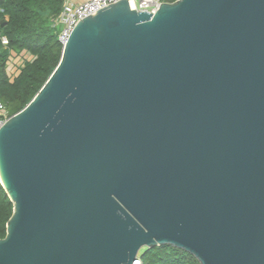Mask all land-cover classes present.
I'll return each instance as SVG.
<instances>
[{"label":"water","instance_id":"1","mask_svg":"<svg viewBox=\"0 0 264 264\" xmlns=\"http://www.w3.org/2000/svg\"><path fill=\"white\" fill-rule=\"evenodd\" d=\"M0 178V264H133L164 245L264 264V0H119L80 20L0 128Z\"/></svg>","mask_w":264,"mask_h":264},{"label":"trees","instance_id":"2","mask_svg":"<svg viewBox=\"0 0 264 264\" xmlns=\"http://www.w3.org/2000/svg\"><path fill=\"white\" fill-rule=\"evenodd\" d=\"M174 2L176 0H162ZM65 0L0 1V98L9 116L22 110L46 83L61 57L63 46L58 28L53 26L64 8ZM6 37L8 44L3 43ZM25 51L32 59L25 60L14 77L8 73L12 52ZM14 205L0 182V238L7 234V222ZM143 264H201L192 254L170 245L145 248Z\"/></svg>","mask_w":264,"mask_h":264},{"label":"built area","instance_id":"3","mask_svg":"<svg viewBox=\"0 0 264 264\" xmlns=\"http://www.w3.org/2000/svg\"><path fill=\"white\" fill-rule=\"evenodd\" d=\"M119 0H84L82 2H75L74 0H65L64 8L60 15L53 20V26L58 28V40L65 46L67 40L70 38L74 28L80 22L91 13L98 9L113 4ZM136 9L139 11L156 12L162 0H133ZM4 12V9L0 7V14ZM76 15L78 18H75ZM2 22L0 18V23ZM3 43L8 44L6 37H3ZM9 111L0 98V128L9 118ZM1 182V178H0ZM133 264H143L141 255H138L137 260Z\"/></svg>","mask_w":264,"mask_h":264},{"label":"rangeland","instance_id":"4","mask_svg":"<svg viewBox=\"0 0 264 264\" xmlns=\"http://www.w3.org/2000/svg\"><path fill=\"white\" fill-rule=\"evenodd\" d=\"M32 59V56L25 52H12L10 59L8 61V73L10 76L14 77L15 75H17L20 71V67L22 66L23 62L25 60H29ZM145 250L142 249L141 253Z\"/></svg>","mask_w":264,"mask_h":264},{"label":"crops","instance_id":"5","mask_svg":"<svg viewBox=\"0 0 264 264\" xmlns=\"http://www.w3.org/2000/svg\"><path fill=\"white\" fill-rule=\"evenodd\" d=\"M75 2H82V1H84V0H74Z\"/></svg>","mask_w":264,"mask_h":264}]
</instances>
